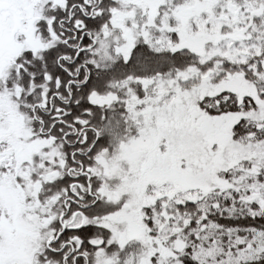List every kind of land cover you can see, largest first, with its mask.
Listing matches in <instances>:
<instances>
[{
	"label": "snow or ice",
	"instance_id": "obj_1",
	"mask_svg": "<svg viewBox=\"0 0 264 264\" xmlns=\"http://www.w3.org/2000/svg\"><path fill=\"white\" fill-rule=\"evenodd\" d=\"M0 264H264V0H0Z\"/></svg>",
	"mask_w": 264,
	"mask_h": 264
}]
</instances>
